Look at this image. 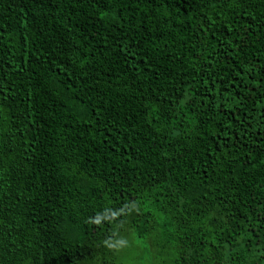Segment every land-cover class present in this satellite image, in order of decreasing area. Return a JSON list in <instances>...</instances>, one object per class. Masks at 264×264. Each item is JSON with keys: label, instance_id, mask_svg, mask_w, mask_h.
Instances as JSON below:
<instances>
[{"label": "trees", "instance_id": "obj_1", "mask_svg": "<svg viewBox=\"0 0 264 264\" xmlns=\"http://www.w3.org/2000/svg\"><path fill=\"white\" fill-rule=\"evenodd\" d=\"M264 264V0H0V264Z\"/></svg>", "mask_w": 264, "mask_h": 264}, {"label": "rangeland", "instance_id": "obj_2", "mask_svg": "<svg viewBox=\"0 0 264 264\" xmlns=\"http://www.w3.org/2000/svg\"><path fill=\"white\" fill-rule=\"evenodd\" d=\"M119 243L116 264H156L157 250L148 243H137L131 235L120 236Z\"/></svg>", "mask_w": 264, "mask_h": 264}, {"label": "clouds", "instance_id": "obj_3", "mask_svg": "<svg viewBox=\"0 0 264 264\" xmlns=\"http://www.w3.org/2000/svg\"><path fill=\"white\" fill-rule=\"evenodd\" d=\"M121 243H123V241H121Z\"/></svg>", "mask_w": 264, "mask_h": 264}]
</instances>
